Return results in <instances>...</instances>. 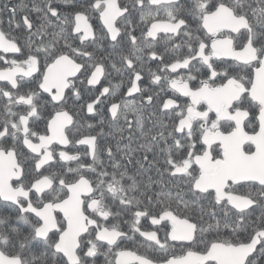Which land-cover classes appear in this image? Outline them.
I'll return each instance as SVG.
<instances>
[{
	"label": "snow or ice",
	"instance_id": "snow-or-ice-1",
	"mask_svg": "<svg viewBox=\"0 0 264 264\" xmlns=\"http://www.w3.org/2000/svg\"><path fill=\"white\" fill-rule=\"evenodd\" d=\"M0 264H264V0H0Z\"/></svg>",
	"mask_w": 264,
	"mask_h": 264
},
{
	"label": "flooded vegetation",
	"instance_id": "flooded-vegetation-1",
	"mask_svg": "<svg viewBox=\"0 0 264 264\" xmlns=\"http://www.w3.org/2000/svg\"><path fill=\"white\" fill-rule=\"evenodd\" d=\"M11 3H16L17 0H10ZM7 18V16L5 15V19Z\"/></svg>",
	"mask_w": 264,
	"mask_h": 264
}]
</instances>
